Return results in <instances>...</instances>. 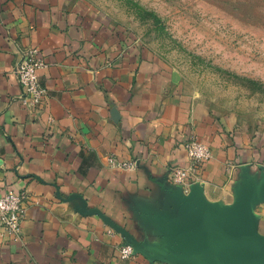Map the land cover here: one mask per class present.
Listing matches in <instances>:
<instances>
[{"label":"crops","instance_id":"crops-1","mask_svg":"<svg viewBox=\"0 0 264 264\" xmlns=\"http://www.w3.org/2000/svg\"><path fill=\"white\" fill-rule=\"evenodd\" d=\"M104 30L76 0H0V195L27 199L22 242L0 229V264H183L179 256L123 259L126 238L100 215L81 213L84 202L163 249L174 240L160 218L182 229L204 225L175 194L200 184L210 203L233 205L245 174L264 165L252 139ZM32 47L48 63L39 71L47 91L40 117L23 106L14 74L21 50ZM193 135L212 158L197 181L174 186L168 170L187 165L184 144ZM109 155L138 159L140 168L111 169Z\"/></svg>","mask_w":264,"mask_h":264},{"label":"rangeland","instance_id":"rangeland-1","mask_svg":"<svg viewBox=\"0 0 264 264\" xmlns=\"http://www.w3.org/2000/svg\"><path fill=\"white\" fill-rule=\"evenodd\" d=\"M76 1L122 51L146 57L167 83L264 151V0ZM253 175L260 186L264 165ZM254 214L264 234V202Z\"/></svg>","mask_w":264,"mask_h":264},{"label":"water","instance_id":"water-1","mask_svg":"<svg viewBox=\"0 0 264 264\" xmlns=\"http://www.w3.org/2000/svg\"><path fill=\"white\" fill-rule=\"evenodd\" d=\"M257 182L256 176L246 173L233 205L210 203L200 184L194 185L187 196L175 194L204 225L182 229L175 221L160 218L174 240L163 249L142 244L101 211H87L86 202L81 213L100 215L107 225L126 238L134 255H142L152 263L179 256L183 264H264V235L259 232V218L254 214L256 207L264 202V177L260 186Z\"/></svg>","mask_w":264,"mask_h":264},{"label":"built area","instance_id":"built-area-1","mask_svg":"<svg viewBox=\"0 0 264 264\" xmlns=\"http://www.w3.org/2000/svg\"><path fill=\"white\" fill-rule=\"evenodd\" d=\"M48 67L46 58L36 47L21 50L20 60L14 74L23 90L21 101L25 109L37 117L43 114V102L47 91L41 85L39 71ZM53 122V119H50ZM187 153V165L185 167L172 166L169 168L168 180L174 186H187L189 181H197V170L212 158L210 148L199 140L196 135L190 137L184 144ZM108 167L111 169L134 172L140 168L138 159L119 160L115 155L106 157ZM26 196L18 195L12 191L0 195V229L6 239L22 242L23 223L26 218ZM120 254L123 259L134 257V249L130 245L120 246Z\"/></svg>","mask_w":264,"mask_h":264}]
</instances>
